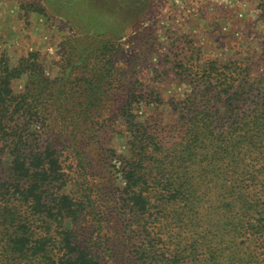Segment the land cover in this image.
<instances>
[{
	"label": "trees",
	"instance_id": "obj_1",
	"mask_svg": "<svg viewBox=\"0 0 264 264\" xmlns=\"http://www.w3.org/2000/svg\"><path fill=\"white\" fill-rule=\"evenodd\" d=\"M211 57L192 49L184 63L192 90L184 98L166 99L159 87L149 84L145 90L143 82L142 87L129 82L116 114V83L90 80L85 93L62 98L56 80L66 86L75 78L80 66L72 60L55 80L44 73L39 50L14 66L0 62V264H108L103 250L108 234L102 236L107 213L93 199L89 182L96 178V152L118 135H125L129 151L123 156L127 187L136 188L123 199L129 218L135 216L133 207L148 212L155 193L167 196L163 202L184 199L193 207L201 193L193 188L191 173L203 183L218 179L220 161L231 160V178L255 163L264 166V89L254 93L250 65L234 56ZM22 75L24 87L15 93L13 81ZM232 186L239 194L244 189ZM87 215L92 219L82 224L79 219ZM98 222L94 240L85 230ZM139 230L151 243L145 250H155L148 226ZM246 232L264 236V216ZM167 254L157 262L173 260Z\"/></svg>",
	"mask_w": 264,
	"mask_h": 264
},
{
	"label": "rangeland",
	"instance_id": "obj_2",
	"mask_svg": "<svg viewBox=\"0 0 264 264\" xmlns=\"http://www.w3.org/2000/svg\"><path fill=\"white\" fill-rule=\"evenodd\" d=\"M263 4V0H0V62L14 66L28 52L39 50L44 73L55 80L72 60V66H80L75 78L66 86L56 80V88L64 89L62 98L85 93L90 80L116 83L114 114L129 82L139 87L143 82L145 90L149 84L159 87L166 99L184 98L192 90L184 63L196 48L206 57L225 61L234 56L250 65L248 79L257 93L264 89ZM25 80V75L14 80L13 92H20ZM111 142L96 152L92 161L96 178L89 182L93 199L107 213L102 236L108 234L103 248L108 264H143L145 256L144 264H264V236L246 232L249 223L264 216L261 163L231 178V160L228 165L220 161L214 173L218 179L204 181L211 188L191 173L193 188L201 193L193 207L184 199L163 202L167 196L155 193L148 212L133 207L135 216L129 218L123 199L136 188L127 187L124 173L123 156H129L125 135ZM237 184L244 186L240 194L232 186ZM112 193L116 194L110 197ZM91 219L87 215L79 220L89 224ZM99 224L85 230L94 240ZM143 225L157 245L152 252L145 250L151 243L139 230ZM165 252L173 260L157 262Z\"/></svg>",
	"mask_w": 264,
	"mask_h": 264
}]
</instances>
